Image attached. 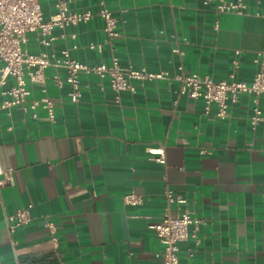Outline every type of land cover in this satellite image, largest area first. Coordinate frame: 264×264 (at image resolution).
Returning <instances> with one entry per match:
<instances>
[{
  "label": "crops",
  "instance_id": "obj_1",
  "mask_svg": "<svg viewBox=\"0 0 264 264\" xmlns=\"http://www.w3.org/2000/svg\"><path fill=\"white\" fill-rule=\"evenodd\" d=\"M102 1L117 18L120 35L112 41L98 14ZM245 1L243 13L217 14V0H71V9L96 14L54 27L48 46L30 32L25 47L60 57L70 48L90 64L117 57L126 67L251 83L264 52V0ZM55 2L41 0L46 18ZM46 73L44 84L30 83L29 98L50 96L53 120L42 106L37 117L2 108L0 93V178L8 168L15 177L0 190V264H162L164 243L152 225L185 208L205 223L199 241L180 243V264H264V120L251 124L253 93L231 102L227 117L213 118L203 98L179 94L176 80L135 81V91L117 97L109 78L82 74L75 102L70 85L54 81L56 73L66 78V68L51 65ZM13 83L9 77L5 86ZM154 148H164L165 162ZM167 189L187 202H169ZM131 190L141 203L125 202ZM28 204L33 220L11 230L8 215Z\"/></svg>",
  "mask_w": 264,
  "mask_h": 264
},
{
  "label": "built area",
  "instance_id": "obj_2",
  "mask_svg": "<svg viewBox=\"0 0 264 264\" xmlns=\"http://www.w3.org/2000/svg\"><path fill=\"white\" fill-rule=\"evenodd\" d=\"M56 12L46 18L41 5V0H0V93L4 96L1 107L10 109L17 106L23 112H30L34 117L38 116V107L47 109L49 116L53 120L55 117V101L47 94L40 98H32L30 83L44 84L47 78V68L51 65L64 67L67 70L66 78L59 73L54 74V81L59 87H63L67 82L70 87V97L72 101H79L82 96L81 75L95 74L100 78H109L111 86L116 90L117 97L123 89L136 90L135 81H156L158 79H168L178 81L179 94H186L191 98H203L205 101V113L210 117L225 118L229 114L231 102H236L244 92L254 94V112L251 115V124L256 126L264 120V110L260 105L261 97H264V52H259L261 58V68L256 73L253 82L231 78L215 79L210 74H200L199 72L186 73L181 71L171 74L168 70L152 71L141 66H122L117 57L114 62L108 64L105 61L87 63L72 57L70 48L63 50V56H57L47 50L33 53L25 47L30 32H38L41 42L50 45L55 35L53 29L56 26L65 28L70 24H78L91 19L96 12L91 9L74 10L69 7L71 0H55ZM210 0H205L208 3ZM247 7L245 0H217L215 12L243 13ZM105 19L104 29L107 33V40L112 41L120 35L117 27V18L113 11L102 1L98 11ZM218 27V23H216ZM66 37V33L62 34ZM91 47L102 49V43L92 42ZM76 47V45H75ZM175 51L181 56L185 51L177 46ZM235 66L239 65V60H233ZM14 78V83L6 87L8 78ZM46 91V88H43ZM216 103L218 109L212 112V105ZM152 152L158 153L157 160L165 162L164 148H154ZM7 175L0 178L1 187L13 184L14 170L7 169ZM169 202L185 204L187 198L182 194H175L171 189L166 191ZM1 200V193H0ZM124 200L128 204H139L142 202V195L131 190L124 195ZM33 204H28L18 208L14 213L8 215V226L11 230L33 220L31 208ZM205 223V218L197 216L188 208L176 214H167L162 221L153 224L156 234L164 243L161 252L162 264H180V243L190 237H196V231ZM47 225L54 241L58 239L57 226L52 220H48ZM194 226V231L191 230Z\"/></svg>",
  "mask_w": 264,
  "mask_h": 264
}]
</instances>
